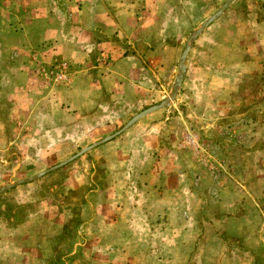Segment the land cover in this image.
Instances as JSON below:
<instances>
[{"label":"rangeland","instance_id":"1","mask_svg":"<svg viewBox=\"0 0 264 264\" xmlns=\"http://www.w3.org/2000/svg\"><path fill=\"white\" fill-rule=\"evenodd\" d=\"M225 0H0V188L171 95ZM169 104L0 194V264H264V0L190 42Z\"/></svg>","mask_w":264,"mask_h":264},{"label":"water","instance_id":"2","mask_svg":"<svg viewBox=\"0 0 264 264\" xmlns=\"http://www.w3.org/2000/svg\"><path fill=\"white\" fill-rule=\"evenodd\" d=\"M234 0H225L220 6L219 8L214 12L212 13L210 16H208L202 23L201 25L194 31L192 32L188 38H187V41L185 42L184 46H183V49H182V52L179 56V59H178V68H179V73L178 75L176 76L175 80H174V83H173V86H172V92H171V95L167 98H164L163 100H161L160 102L156 103V104H153L137 113H135L131 118H129L122 126L121 128H119L116 132L112 133V134H109L103 138H101L100 140L96 141V142H93L87 146H85L84 148L80 149L78 152H76L75 154L69 156L68 158L62 160L61 162L57 163V164H54L32 176H29V177H26V178H22V179H19L17 181H15L14 183L12 184H7L3 187L0 188V194L5 192L6 190H9L11 189L12 187L14 186H17L19 184H22V183H26V182H30V181H33V180H36L38 178H40L41 176L51 172V171H54L56 169H58L59 167L65 165L66 163L72 161L73 159L77 158L78 156L82 155L83 153H85L86 151H89L91 150L92 148L114 138L115 136H117L118 134H120L121 132H123L124 130H126L130 125H132L134 122H136L138 119H140L141 117L153 112V111H156V110H159L165 106H167L169 104V102L175 97V95L177 94V91H178V88L183 80V77H184V74H185V71H186V64H185V61H186V57H187V54H188V51H189V48H190V42L191 40H193L204 28H206L215 18H217L219 15L222 14V12L233 2Z\"/></svg>","mask_w":264,"mask_h":264}]
</instances>
